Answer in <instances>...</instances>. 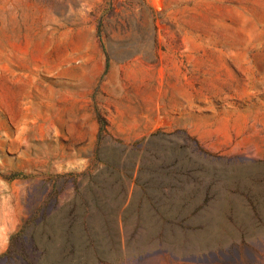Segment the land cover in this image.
<instances>
[{"label": "rangeland", "instance_id": "374dc122", "mask_svg": "<svg viewBox=\"0 0 264 264\" xmlns=\"http://www.w3.org/2000/svg\"><path fill=\"white\" fill-rule=\"evenodd\" d=\"M0 180V264H264V0H0Z\"/></svg>", "mask_w": 264, "mask_h": 264}, {"label": "clouds", "instance_id": "9594fccd", "mask_svg": "<svg viewBox=\"0 0 264 264\" xmlns=\"http://www.w3.org/2000/svg\"><path fill=\"white\" fill-rule=\"evenodd\" d=\"M76 155V162L75 164L67 163L63 166L60 164L54 165L56 168V174L57 175H66L69 173H77V174H83L86 172L89 168L90 161L86 156H80L78 154ZM87 181L85 180L82 184V187L86 185ZM6 184V181L0 180V185ZM66 193H71L72 198L75 196V188L73 186H69L66 188L63 192H61L60 196L58 197V205L63 206L65 203L70 202L69 199L66 198ZM7 214L8 216L15 218V211L11 207L10 203L6 206L0 207V216L3 214ZM19 224L18 220L14 219V223L10 230H8L5 226L0 225V251L6 250L8 244L10 243L11 236L15 233L16 228Z\"/></svg>", "mask_w": 264, "mask_h": 264}]
</instances>
